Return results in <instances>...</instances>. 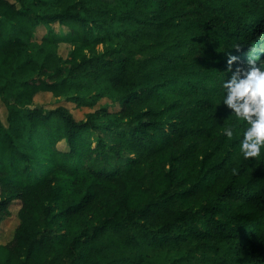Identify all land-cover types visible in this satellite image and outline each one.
Returning a JSON list of instances; mask_svg holds the SVG:
<instances>
[{"label": "trees", "instance_id": "trees-1", "mask_svg": "<svg viewBox=\"0 0 264 264\" xmlns=\"http://www.w3.org/2000/svg\"><path fill=\"white\" fill-rule=\"evenodd\" d=\"M252 60L264 0H0L2 264H264V149L223 104Z\"/></svg>", "mask_w": 264, "mask_h": 264}, {"label": "clouds", "instance_id": "clouds-1", "mask_svg": "<svg viewBox=\"0 0 264 264\" xmlns=\"http://www.w3.org/2000/svg\"><path fill=\"white\" fill-rule=\"evenodd\" d=\"M236 45L235 48H239ZM237 57L228 60L231 66ZM251 67L244 71L237 70L230 80H225L226 90L223 104L234 111V115L246 122L240 150L245 159L258 158L264 149V63L259 67L256 61H249ZM231 71V68L229 69ZM225 135L233 136V129L226 128Z\"/></svg>", "mask_w": 264, "mask_h": 264}, {"label": "rangeland", "instance_id": "rangeland-1", "mask_svg": "<svg viewBox=\"0 0 264 264\" xmlns=\"http://www.w3.org/2000/svg\"><path fill=\"white\" fill-rule=\"evenodd\" d=\"M12 2H17V0H10ZM56 33L61 30L58 25H53ZM63 33L66 34V29H62ZM48 30L44 26H40L37 29L36 36L37 40L40 41L41 37L47 34ZM76 45V41L66 42L65 40H60L59 42V54L66 59L68 57L71 49ZM105 101L99 103L102 104ZM34 104L37 106H42L47 110L55 109L59 106L68 108L77 121H83L86 119L87 115L94 111V109L88 107H79L77 103L73 101L65 100L64 98H56L51 93H40L34 99ZM33 108L34 106H30ZM98 107V106H97ZM0 118L4 126H7V109L2 100L0 99ZM20 209V204L15 202L11 206V216L0 224V245L7 244L12 240L15 230L19 224L18 212ZM5 258L4 252L0 250V264L3 263Z\"/></svg>", "mask_w": 264, "mask_h": 264}]
</instances>
